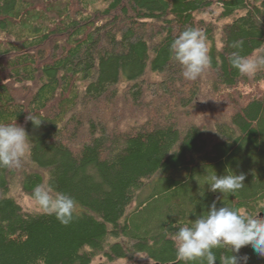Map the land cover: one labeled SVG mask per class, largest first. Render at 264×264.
<instances>
[{
	"label": "trees",
	"instance_id": "16d2710c",
	"mask_svg": "<svg viewBox=\"0 0 264 264\" xmlns=\"http://www.w3.org/2000/svg\"><path fill=\"white\" fill-rule=\"evenodd\" d=\"M104 2L0 0V123L31 142L21 169L0 168V264H183L172 237L214 201L264 217V70L229 63L237 40L264 55V0ZM189 27L211 58L196 81L171 51ZM214 172L245 186L213 193ZM44 182L77 202L70 225L10 194Z\"/></svg>",
	"mask_w": 264,
	"mask_h": 264
},
{
	"label": "clouds",
	"instance_id": "9594fccd",
	"mask_svg": "<svg viewBox=\"0 0 264 264\" xmlns=\"http://www.w3.org/2000/svg\"><path fill=\"white\" fill-rule=\"evenodd\" d=\"M237 49L229 56V63L237 72L249 78L264 70V55L243 56L240 50L243 40L230 44ZM174 59L182 67V76L190 81L202 77L211 67V58L205 34L195 28H186L172 42ZM33 125H40L42 119L27 116ZM31 151L28 133L21 126L0 123V168L21 169ZM245 174H211L206 178L208 190L224 196L242 189ZM32 200L41 214L53 216L61 225L68 226L74 219L77 202L66 193L57 191L50 183H41L33 189ZM260 212L249 213L234 210L215 201L207 212L200 215L191 225L180 226L172 239L176 257L183 264H246L248 257L239 255L240 249L251 246L260 257H264V217ZM227 247L228 253L220 256L214 250Z\"/></svg>",
	"mask_w": 264,
	"mask_h": 264
},
{
	"label": "rangeland",
	"instance_id": "374dc122",
	"mask_svg": "<svg viewBox=\"0 0 264 264\" xmlns=\"http://www.w3.org/2000/svg\"><path fill=\"white\" fill-rule=\"evenodd\" d=\"M105 0H86V2L89 4V8H102L106 2ZM260 88L264 90V81L260 83ZM12 196L16 198V200L23 206H26L28 208L32 209H38L36 205L34 204L32 197H29L25 195L24 193L20 192L19 190V185L17 183H14L11 188V193ZM111 264H127L126 260H119L117 262L111 263Z\"/></svg>",
	"mask_w": 264,
	"mask_h": 264
}]
</instances>
